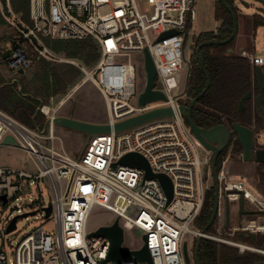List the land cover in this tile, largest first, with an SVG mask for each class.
Instances as JSON below:
<instances>
[{
  "label": "built area",
  "instance_id": "1",
  "mask_svg": "<svg viewBox=\"0 0 264 264\" xmlns=\"http://www.w3.org/2000/svg\"><path fill=\"white\" fill-rule=\"evenodd\" d=\"M149 13L140 10L137 0H28V21L15 13L11 0H0V13L5 23L16 31L15 44L7 59L17 73L44 60L51 64H70L80 71L81 84L90 82L100 93L107 111V124L115 123L158 108H171L173 117L157 118L123 132L113 130L90 138L80 158L64 149L52 123L58 110L67 102L65 95L55 107L41 105L43 125L30 128L0 110V146L7 136L33 160L36 172L0 167V238L6 234L11 219L1 217L2 210L14 202L17 215L19 196L25 181L38 187L44 181L51 202L36 206L30 199L25 206L44 219H53L55 229L42 227L32 231L15 247L11 264H117L103 263L109 251L107 238L90 237L88 220L95 206L124 220L146 236L152 264H186L183 244L186 235L234 247L240 254L251 252L264 262V246L257 247L231 239L238 232L264 233V216L249 220L230 231L224 221L222 198L229 203L242 198L252 211L264 215V195L248 178L234 176L227 166V155L217 171L220 204L215 218V232L202 233L194 226L205 193L203 171L211 177L212 155L193 138L178 108L187 105L186 84L190 59L184 56L188 23L195 18V0H146ZM5 4L8 14L4 13ZM168 31L177 34L159 39ZM43 39L83 41L91 39L98 47L99 58L92 67L53 52ZM147 49L153 61L156 78L153 90L166 100L138 104L135 67L116 64V57L143 54ZM247 59L264 74V58L246 50L233 52ZM184 73V74H183ZM72 91H76L75 85ZM137 97V105L130 101ZM46 109V111H45ZM49 124L41 134L45 121ZM37 129V130H36ZM129 153L144 157L153 174L167 176L173 185V197H167L155 178L145 179L142 169L114 163ZM212 179V178H211ZM50 206L47 216L43 209ZM33 214V215H35ZM16 215V216H17ZM16 230V229H15ZM14 230V231H15ZM229 230V232H227ZM13 232V231H12ZM10 232V233H12ZM94 232V231H93ZM9 234V233H8ZM187 243V242H186ZM190 255V253H189ZM0 264H7L0 247ZM120 264H148L131 257Z\"/></svg>",
  "mask_w": 264,
  "mask_h": 264
},
{
  "label": "trees",
  "instance_id": "2",
  "mask_svg": "<svg viewBox=\"0 0 264 264\" xmlns=\"http://www.w3.org/2000/svg\"><path fill=\"white\" fill-rule=\"evenodd\" d=\"M225 1L233 9L232 0ZM11 6L15 13L28 21V0H11ZM214 16L216 20L220 21L219 27L215 32L200 33L195 38V47L204 42L225 40L231 34L232 18L220 0L215 3ZM4 22L0 13V25ZM251 24L254 29L264 26V18L259 15H253ZM14 35H16V32H14ZM58 42L59 46L53 48L55 53L69 59L78 60L86 67H92L99 58L98 47L91 39ZM234 45L235 39L228 44L206 45L200 49V58L210 79V86L192 108V120L196 126L201 128L239 123L247 127L254 126L253 130L255 132L264 130V113L260 117L258 112L254 111L250 100L245 101L244 110L239 111L241 98L249 91L258 94V90L253 77L254 68L247 59L233 53ZM15 47L17 45L13 42L12 48ZM37 62L39 80L33 85L31 90L23 86L24 76L18 77L21 91L17 90V84H11L12 80L5 84L0 76V110L30 128H33L34 124L43 125L44 117L41 114L34 116L36 107L39 105L37 98H41L43 103H45L50 97L64 95L80 76L79 70L70 64H51L44 60H38ZM190 64L191 68L186 88V96L189 100L195 98L206 85L204 72L195 54ZM10 70L14 73L12 69ZM241 151L238 141L232 140L217 160V171L229 152L232 156H235ZM263 167L264 164H259V170ZM258 176L259 182L264 189V174H259ZM213 203L214 190L210 186L205 193L201 211L194 221V226L197 229L202 230L207 225L213 209ZM214 224L215 222L209 227L207 232H215ZM235 234L239 237H245L248 242L244 243L247 245L264 246V235H253L244 232ZM198 260L200 264H255L261 261L260 257L254 253L245 252L240 254L234 247L206 239H201L200 241Z\"/></svg>",
  "mask_w": 264,
  "mask_h": 264
},
{
  "label": "rangeland",
  "instance_id": "3",
  "mask_svg": "<svg viewBox=\"0 0 264 264\" xmlns=\"http://www.w3.org/2000/svg\"><path fill=\"white\" fill-rule=\"evenodd\" d=\"M216 1L217 0H195V18L188 25L187 36L184 45L185 59H190V62L196 50L194 45L195 38L200 33L215 32L217 27L220 25V21L216 20L214 16ZM242 1L247 3L248 7H245L242 4ZM260 1L264 2V0H232L233 10L238 20V29L234 45V49L237 51L233 52L238 53L240 51L238 49L243 47L241 50H246L248 53H253L256 56L264 58V26H259L254 29L251 24V17L253 15H259L264 18V5ZM137 2L141 11L149 13L150 7L146 0H137ZM14 32L16 31L8 26L5 22L0 25V76L5 83L9 82L10 80L19 79L8 68L7 63L1 59V55L6 50H9L11 48V43L14 42ZM43 41L53 52H55L53 48H57L59 46L58 41L51 39H43ZM115 63L134 65L136 93L137 95L142 93L146 82V75L143 66V54L133 53L129 57H116ZM23 79V86L29 90H31L33 85L38 82L39 68L37 61L31 66V68L27 70ZM73 89L74 88H69L65 94H69L70 97L58 112L61 116L64 113H71L74 117L82 118L88 121L91 120L95 123L107 121V111L103 99L98 90L90 82H85L76 91H72ZM60 98L61 97L58 96L54 97L53 100L48 99L44 104H55L56 100ZM41 101L43 102V100ZM130 103L131 105L136 106L137 97H134ZM56 134L61 138L62 142L65 143L66 146H64V149L67 154L72 157H77L84 146L86 136L75 131L58 127H56ZM254 139L259 146H263L264 130H258L255 132ZM229 154L230 152L227 155ZM231 159L236 164L235 170H232V172L246 176L259 190V192L264 195V189L259 182L258 176L259 174H264V167L259 170V164L242 162L241 153L231 156ZM228 165L229 164H227V166ZM0 167H8L31 173L36 172L32 158L26 152L12 146L0 147ZM203 175L205 178V183L209 186H212V179L211 177L207 176L206 170L203 171ZM25 184L26 185L23 187L24 193L19 196L20 200H18L17 203L18 209H21L23 213L28 212L29 208L25 205L30 199L37 201L36 206H48L50 204L51 196L44 181L40 180L38 187L35 185V183H32L31 180L25 181ZM14 204V202H11L2 210L1 217L3 219L6 217L12 218L17 215ZM238 205L239 204L237 202L228 204L227 229L230 231H232L231 229L235 226L240 227L249 220L264 216L262 214H255L246 215L244 217L239 212L237 208ZM245 209L247 211H251L247 204H245ZM115 219L116 216L112 213L95 206L88 220V230L93 232L100 226L110 225ZM258 221L262 222L264 219ZM119 225L123 230L122 248L129 251L140 249L143 246L142 234L140 232H136L135 229L129 226L122 219L119 220ZM40 227H42L46 232L54 231L55 226L53 219L50 218L46 220L41 216L40 213L19 218L16 222V230L5 235L3 238H0V247H2L6 255L7 264H11L13 262V253L17 244L32 231ZM229 230H227V232H229ZM259 235H264V233ZM231 239L241 241L242 243L248 242L245 237H239L236 234L231 235ZM193 240L194 238L191 235H186L184 238V241L187 242L189 248L192 247Z\"/></svg>",
  "mask_w": 264,
  "mask_h": 264
},
{
  "label": "water",
  "instance_id": "4",
  "mask_svg": "<svg viewBox=\"0 0 264 264\" xmlns=\"http://www.w3.org/2000/svg\"><path fill=\"white\" fill-rule=\"evenodd\" d=\"M220 2L231 15L232 32L229 35V37L226 38L225 40L204 42L197 46L195 55H196V58H197V61L200 67L202 68L204 72V75L206 78V85H205V88L195 98L189 100L187 105L184 104V105L179 106L178 108L179 115L183 117L184 120L186 121L188 129L191 135L193 136V138L201 145V147L204 150H206L212 155L211 178H212V187L214 190V203H213V209L211 212V216L209 218L207 225L202 229V233H206L209 227L212 226L216 218V215L218 213V210H219L220 194H219L216 164H217V160L219 156L230 145L231 141L236 140L240 144L241 149H242L241 151L242 162L264 164V148L255 147L256 143H255L254 132H253L252 127L243 126L239 123H232L230 125L220 124V125H216L211 128H201L195 125L191 117L192 108L198 102V100L205 94V92L208 90L210 86V79L208 77L206 70L204 69L202 65V61L200 58V54H199L200 49L206 45L228 44L230 41L235 39L237 35L238 20H237V16L234 10L226 3L225 0H220ZM260 2L264 5L263 1H260ZM242 4L245 7H248L247 3L243 1H242ZM2 7L4 10V13L8 14L4 3L2 4ZM175 34H177L176 31H168V32L163 33L159 37V39L161 40L163 38H166V37H169ZM9 53L10 51L6 50L2 54L3 61L8 59ZM143 66H144V71L146 75V82H145V87H144L143 92L138 97V104L142 106L146 103L154 102L157 100H166V97L164 96L162 92L153 90L155 86L156 70H155L153 61L147 49L143 51ZM23 73H24L23 69H20L18 71V74L22 75ZM253 77L256 83L258 94L255 96L253 91L247 92L241 98L239 102V111H243L244 102L247 100H250L253 107L256 108L259 116L262 117V114L264 113V107H263L264 105V74L259 66H256L254 68ZM13 83L19 84L17 80L12 81V84ZM186 88H187V84H186ZM40 106L36 108L34 116H36L39 113ZM173 115L174 114H173L172 109L167 107V108L154 109L152 111H148L146 113H143V114H140L134 117H130L128 119L115 123L113 126L107 123H91V122L81 121V120L74 119L72 117H66V116H61V115L55 116L52 123L58 128L68 129L71 131L81 133L86 136L84 146L82 147V150L78 155V158H80L82 154L84 153V150L90 138L93 136L108 134L112 130L114 132H123L135 126L146 123L148 121H151L157 118H163V117H173ZM48 124H49V121L47 119L41 131V134L46 130ZM9 146H12L17 149L19 148L18 144L10 136H7L4 139L0 147H9ZM117 164L142 169L145 172V179L155 178L156 180H158V182L160 183L167 197V205L170 203L173 197V185H172L171 180L163 174H153L149 167L148 162L146 161L144 157H142L141 155L137 153H129L123 156L118 161V163H114L112 167H115ZM249 182L251 183L250 180ZM222 203H223L224 221L227 224L228 222V202L225 198H222ZM238 204H239L238 205L239 212L242 215L262 214L261 212H258V211H252V210L247 211L245 209V202L242 198L238 201ZM43 210L48 216L51 209L49 206ZM35 212L36 211L30 212V213H23L21 215L14 216L11 219L9 226L7 227L5 231L6 234L16 229V222L19 218H24L29 215H33L35 214ZM89 236L90 237L102 236L109 240L110 242L109 251L107 253L106 260L103 263L114 262V263L120 264L122 262H126L131 257H133L139 262H146L148 264H152L150 252L146 245V239H147L146 236H142L143 246L140 249L129 251V250H125L122 248L123 230L119 225L118 219H115L110 225L100 226L94 232L90 233ZM200 241H201L200 238H197L195 240L192 262H191L190 255L188 252V245L186 242L183 244L182 250H183V256H184V260L186 264H200L198 260V248H199ZM255 264H264V262L259 261Z\"/></svg>",
  "mask_w": 264,
  "mask_h": 264
},
{
  "label": "crops",
  "instance_id": "5",
  "mask_svg": "<svg viewBox=\"0 0 264 264\" xmlns=\"http://www.w3.org/2000/svg\"><path fill=\"white\" fill-rule=\"evenodd\" d=\"M219 27V26H218ZM217 27V28H218ZM16 36V35H15ZM14 42H15V38H14ZM13 43V42H12ZM12 43H11V48H12ZM10 48V49H11ZM10 49H9V51H10ZM241 49H243V47H241V48H239L238 50H241ZM233 51H237L236 49H234ZM65 57V56H64ZM1 59H2V55H1ZM69 59V58H68ZM71 60H73V59H71ZM6 61V63H7V66H8V68H9V65H8V61L7 60H5ZM75 61H77V62H79V63H81V64H83L82 62H80V61H78V60H75ZM97 62V61H96ZM34 64V63H33ZM32 64V65H33ZM95 64V63H94ZM84 65V64H83ZM75 67V66H74ZM31 68V67H30ZM77 68V67H76ZM27 72V70H25L24 71V73L21 75V74H18V72L17 73H14V75L18 78L19 76H24L25 75V73ZM80 72V71H79ZM81 79H82V75H81V73H80V76H79V78L77 79V81L75 82V84L73 85V86H71L70 87V89H72L75 85H77L78 86V88L79 87H81L83 84H81ZM14 80H17V79H14ZM14 80H12V81H14ZM12 81H11V84H12ZM18 81V80H17ZM19 83V82H18ZM6 84V83H5ZM16 84V83H15ZM19 89H20V91H21V88H20V83L19 84H17V90L19 91ZM68 91V90H67ZM67 93V92H66ZM65 93V94H66ZM64 94V95H65ZM64 95H61L60 97V99H58V100H56V103L57 102H59L60 100H62L63 99V97H64ZM31 97V96H30ZM50 100H53L54 99V97H50L49 98ZM37 100H38V102H39V105L38 106H40V105H45L41 100V98H37ZM56 103L55 104H47L48 106H50V107H55V105H56ZM46 105V106H47ZM37 106V107H38ZM64 106V105H63ZM62 106V107H63ZM36 107V108H37ZM61 107V108H62ZM61 108L58 110V112L61 110ZM57 112V113H58ZM57 115H60L59 113L57 114ZM62 116H66V117H72V118H74V119H77V120H81V121H86V122H91V123H95L94 121H91V120H84V119H82V118H77V117H74L73 116V114H71V113H64ZM101 123H106V122H101ZM63 146H66L65 145V143L63 142ZM79 155V154H78ZM77 155V156H78ZM228 164L230 165H228V168H229V171H231V173L234 175V176H238V177H245V178H247L246 176H242V175H240V174H236V173H234V172H232V170H235V166H236V164L233 162V160L232 159H230L229 161H228ZM237 208H238V210H239V207L237 206ZM222 211H223V203H222ZM244 217L246 216V215H243ZM231 220H232V218H231ZM227 226H228V222H227Z\"/></svg>",
  "mask_w": 264,
  "mask_h": 264
},
{
  "label": "flooded vegetation",
  "instance_id": "6",
  "mask_svg": "<svg viewBox=\"0 0 264 264\" xmlns=\"http://www.w3.org/2000/svg\"><path fill=\"white\" fill-rule=\"evenodd\" d=\"M196 48H197V47H196ZM195 51H196V50H195ZM254 95L256 96L257 94H254ZM263 107H264V105H263ZM253 108H254V107H253ZM254 111H257L256 108H254ZM253 127H254V126H253ZM253 127H252V128H253ZM253 132H254V134H255V131H254V130H253ZM255 143H256V141H255ZM255 147H258V148H264V145H263V146H259L258 143H256V144H255ZM229 156H230V159H231V156H232L231 153L229 154ZM189 253H190V256H191L190 259H191V262H192V261H193V253H194V249H193V250L190 249V252H189Z\"/></svg>",
  "mask_w": 264,
  "mask_h": 264
},
{
  "label": "bare ground",
  "instance_id": "7",
  "mask_svg": "<svg viewBox=\"0 0 264 264\" xmlns=\"http://www.w3.org/2000/svg\"><path fill=\"white\" fill-rule=\"evenodd\" d=\"M45 111H46V109H45Z\"/></svg>",
  "mask_w": 264,
  "mask_h": 264
}]
</instances>
